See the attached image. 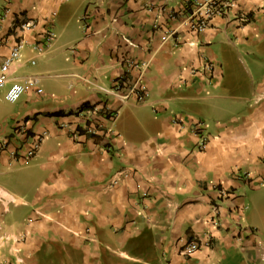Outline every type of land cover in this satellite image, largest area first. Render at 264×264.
Masks as SVG:
<instances>
[{
    "label": "crops",
    "instance_id": "obj_1",
    "mask_svg": "<svg viewBox=\"0 0 264 264\" xmlns=\"http://www.w3.org/2000/svg\"><path fill=\"white\" fill-rule=\"evenodd\" d=\"M180 3L0 0V62L24 41L0 89V264H264V0L162 41ZM139 70L147 98L121 101ZM29 75L44 90L7 101Z\"/></svg>",
    "mask_w": 264,
    "mask_h": 264
},
{
    "label": "built area",
    "instance_id": "obj_2",
    "mask_svg": "<svg viewBox=\"0 0 264 264\" xmlns=\"http://www.w3.org/2000/svg\"><path fill=\"white\" fill-rule=\"evenodd\" d=\"M150 6V4L148 5ZM236 6V0H181L180 6L178 8H168L166 9L168 19H174L178 22L176 26L168 27L163 30L161 35V40H166L169 36L174 35L177 32L178 27H185V30L191 33H198L206 29L213 17L219 16L226 20H233L237 25H241L248 21V17L244 12L234 11ZM162 9H164L162 7ZM264 9V6H263ZM33 25V21L30 19H25L18 22L17 27L20 30L27 29ZM51 39V35L47 33L44 37L43 42H48ZM23 39L15 41L13 45L9 48L7 56L0 62V89L4 87L6 81L8 80V73L11 63L14 59L17 58L20 48L23 45ZM42 45L39 43H34L33 48L40 51ZM124 63L127 68L137 67V63L132 59H124ZM30 64H33V61H30ZM143 65V64H142ZM142 76L141 70L135 80L131 84H125L121 80L115 81L112 87L114 95L122 100H127L130 97H133L136 101H144L147 98V91L145 85L140 81ZM35 89L37 93H41L42 89L36 84V79L32 75L26 76L22 82H12L4 92V98L9 101H15L20 94L25 92L27 89ZM98 111V106H91L87 108V112L93 114ZM105 114L110 116L112 119L114 114L105 111ZM100 122L98 120L91 121L87 125V131L90 134H98L100 129ZM200 133V130H197ZM39 138H35L28 150L24 155V159L32 156L38 147ZM202 146V144H200ZM2 147V144H1ZM115 180H112L114 182ZM226 195V192L222 188L216 189V196L223 197ZM9 198H7L4 193L0 190V205L3 207V210L6 208ZM212 211L215 213L218 212V206L213 205ZM211 221L216 222L211 219ZM244 230V228H241ZM17 240V239H16ZM198 242L190 241L183 246L182 252L185 254H190L198 248ZM261 258H264V247L261 248ZM17 262H20L21 259L17 258Z\"/></svg>",
    "mask_w": 264,
    "mask_h": 264
},
{
    "label": "rangeland",
    "instance_id": "obj_3",
    "mask_svg": "<svg viewBox=\"0 0 264 264\" xmlns=\"http://www.w3.org/2000/svg\"><path fill=\"white\" fill-rule=\"evenodd\" d=\"M39 61H42V59H40ZM41 89L44 90V87L42 86ZM7 107H8L7 104L3 105V103L0 102V114L4 113L7 110ZM260 187L263 188L264 184H262ZM263 190L264 188L262 189V191ZM45 255L47 256H43L42 258H40V264H62L61 259L64 255V252L55 250L53 253L52 252L49 253L46 251ZM50 258H53V260H50Z\"/></svg>",
    "mask_w": 264,
    "mask_h": 264
}]
</instances>
